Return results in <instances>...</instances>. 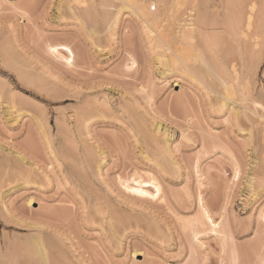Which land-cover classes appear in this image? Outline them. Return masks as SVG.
<instances>
[{
  "label": "rangeland",
  "instance_id": "374dc122",
  "mask_svg": "<svg viewBox=\"0 0 264 264\" xmlns=\"http://www.w3.org/2000/svg\"><path fill=\"white\" fill-rule=\"evenodd\" d=\"M68 1L0 0V264H43L29 251L32 232L50 243L48 264H260L262 106L245 110L239 91L234 108H221L216 92L226 86L188 45L193 60L179 51L188 65L173 57L179 45L155 46L135 0ZM186 1L169 12L175 27L185 6L189 22L207 10L203 23H218L217 8L197 13ZM209 25L206 41L196 29L197 43L216 73L235 84L250 70V82L264 86V46L254 56L241 39L229 49ZM58 44L72 48V63L53 51ZM151 177L162 194L130 188Z\"/></svg>",
  "mask_w": 264,
  "mask_h": 264
},
{
  "label": "bare ground",
  "instance_id": "6f19581e",
  "mask_svg": "<svg viewBox=\"0 0 264 264\" xmlns=\"http://www.w3.org/2000/svg\"><path fill=\"white\" fill-rule=\"evenodd\" d=\"M68 1V0H67ZM130 1V0H129ZM134 1V0H133ZM133 1H130V2H133ZM136 1V3H134L133 5L134 6H132V5H130V6H132V8H134L135 6V8H134V10H135V12L136 13H138L139 11H137V9L136 8H138V10H140V14L138 13V15H140L141 16V20H143V22L145 23V24H147V26H150V33H151V35L149 34V31H148V35L149 36H151L150 38V40H152L156 45L155 46H157V47H159V48H161L162 46L164 47V46H166L168 49H170V50H168V51H171V49H172V53H175V51H174V46H175V48H176V46H180V47H182L183 48V46H187V48L189 49V51H191L193 54L191 55L190 54V52H188L191 56H193V55H195V57H193L194 58V62L195 63H199L200 64V62H201V64H202V67H203V64L205 65V68L207 69L208 67V69L210 70L209 72L211 73V74H213L212 76L213 77H215L214 79H216V76H217V79H218V82L220 81V83L222 84V86H226V88H228V89H226L225 88V91H227L226 92V94H224L222 91V93H220V92H216V94H218L219 95V98H220V107L221 108H223V107H231V106H233V108L238 104L237 102V100L236 99H234V98H232V95H234V94H236V93H239V91H240V97L239 98H241V100H240V105H243L242 107L245 109V110H250V106L248 105V104H250L249 102H251V103H259L261 106H262V108H263V110H264V103H262V100H261V102L259 101V102H257L256 101V99H254V98H256V96L257 97H259V98H262L263 99V102H264V86H261V88L260 89H257L256 87H255V83H254V80L252 81L251 80V82H250V77H249V73H248V71H250V70H248L246 73L248 74L247 76L245 75V74H243L244 75V77H243V79H242V76H241V74L242 73H240V77H238L237 76V74H236V77H234L233 78V76L232 75H230L232 78V80L234 79L235 80V84L233 83H229V81H227V79H224V77H223V75H222V73H219V72H217L216 73V71L213 69V65L211 64L210 65V61H209V59L207 58L208 57V55H207V57H205L206 55H204V51L201 49L202 47L200 46V45H202V43H204L202 40V43H197V41L198 42H200L199 41V38L198 37H201V35L203 36L202 37V39H204V41H206V39L205 38H207V40H208V38H209V36H211L212 35V33H211V35L209 34V36L207 35L208 33L207 32H209V30L206 32V35L203 33L204 31L203 30H205V28H202V26H204L205 25V27H207L208 25H209V23H211L210 21L208 22V24L206 25V24H204L203 23V21H205V19H207V21L209 20L208 18H206L205 16H206V14H208L209 12H211V11H209V12H207V10H203L204 8H209V10H211L210 8L211 7H213L214 9L215 8H217L218 9V11L215 9V11H216V13L214 12L213 13V11H212V13H213V16L214 15H216L217 14V12H218V30H220L221 31V34L220 33H218V34H220L221 36L218 38V40H217V38H213V39H216L217 41H221L223 44H225V43H233L234 45H235V43L236 42H240L241 40H243L244 42H245V44L244 45H248V46H246L247 47V49L246 50H248V51H246L245 50V52H247L248 53V55H253L254 56V53H256V51H257V49L255 50V49H253L254 48V46H264V45H262V44H264V1L262 2H260V0L258 1V0H226V1H224L223 3H218V4H216L215 3V1L214 0H192V4H190V2H191V0H190V2H187L186 1V3H187V6L188 5H190L191 7L193 6V4H195V6H193L194 7V9H196V10H194L195 12L197 11V13H199L198 12V10L200 9V11H204V13H202L203 15L202 16H204L203 18H204V20H203V18H201L200 17V19H199V17H197L198 18V21H197V19H196V22L193 20L194 18H192V20L189 22V19H185V18H183V16H184V11H185V9L184 8H186V6L184 7L183 5H180V6H182V7H184L183 9H181V10H183V16H182V18L181 19H179V21H178V23H177V25H176V27L174 26V23L173 22H175V20H174V17L175 18H178L177 16H169V18H171V19H169V20H171V25L170 26H173V28H171V27H169L168 29H164V24H166V23H169L170 21L168 20V15L170 14L169 12H171L172 11V9L174 8L175 9V7H176V5L178 4V3H180V0H135ZM182 1V0H181ZM189 1V0H188ZM68 2H70V0L68 1ZM123 2H126L125 0H123ZM128 2V1H127ZM130 2L128 3V5L130 4ZM174 2H176L175 4L176 5H173L174 4ZM183 2H184V4H185V0H183ZM194 2V3H193ZM132 4V3H131ZM136 4V5H135ZM125 5V4H124ZM126 6L125 8L123 7V9H126L127 7H129V6ZM200 7H199V6ZM121 6H123V4L121 5ZM202 6V7H201ZM173 7V8H172ZM189 7V6H188ZM187 7V8H188ZM196 7V8H195ZM121 8V7H120ZM132 8H130L131 10H132ZM186 8V9H187ZM197 8H198V10H197ZM122 9V8H121ZM128 9V8H127ZM173 9V10H174ZM120 10V9H119ZM213 10V9H212ZM121 11H123V10H121ZM126 11V10H125ZM133 11V10H132ZM175 11H178V13H179V11H180V8H176V10ZM192 11V10H191ZM182 11H180V15L182 14L181 13ZM186 12V11H185ZM194 12V13H195ZM118 13H121V12H118ZM172 14V13H171ZM188 14V13H187ZM187 14H185V15H187ZM209 14H211V13H209ZM197 15H200L201 16V14H197ZM232 15V16H231ZM118 16H119V14H118ZM233 17V18H231V17ZM82 17V16H81ZM93 17H95V15L93 16ZM116 17V16H115ZM173 17V18H172ZM181 17V16H180ZM191 17V16H190ZM196 17V16H195ZM83 18V17H82ZM110 19V18H109ZM116 19H117V17H116ZM111 20V19H110ZM114 20H115V18H114ZM202 20V21H201ZM214 20H216V18H214ZM116 21V20H115ZM114 21V22H115ZM164 21H167V22H165L164 23ZM169 21V22H168ZM173 21V22H172ZM95 22V21H94ZM201 22V23H200ZM117 23V22H116ZM115 23V24H116ZM196 23H198L199 25H201V26H199L200 28L199 29H197L198 28V26L196 25ZM144 24V25H145ZM173 24V25H172ZM204 24V25H203ZM167 25V24H166ZM216 25H214V22L212 21V25H209L210 27H216ZM146 26V25H145ZM146 26V27H147ZM195 26L197 27V28H195ZM109 27V26H108ZM209 27V28H210ZM111 28H113V26H111ZM203 30H202V29ZM110 29V28H109ZM196 29H197V32L199 31V33L201 34V32L203 33V34H201V35H199V33H198V37H197V32H196ZM147 30V29H146ZM200 30H201V32H200ZM98 32V31H97ZM207 36V37H206ZM197 37V38H196ZM195 39H198V40H195ZM241 39V40H240ZM156 40V41H155ZM210 40V39H209ZM215 41V40H214ZM247 41H248V44H246L247 43ZM156 42H158V44L160 45H158ZM211 42V41H210ZM212 42H213V40H212ZM238 42V43H239ZM207 43H209V42H207ZM221 43V44H222ZM251 43V44H250ZM194 46L193 48H194V50L191 48L192 46ZM212 44V43H211ZM218 44H220L219 42H218ZM242 44H243V42H242ZM242 44H241V46H242ZM225 45H227V46H224V47H229L228 46V44H225ZM236 45H237V43H236ZM191 46V47H190ZM231 46L233 47V45L231 44ZM156 47V48H157ZM162 47V49H163V51L165 52V51H167V48L166 47H164L163 48ZM180 47H177L178 49H180ZM230 48L229 47V49H233V48ZM244 47V46H243ZM253 47V48H252ZM181 48V50H178V53H179V51H181L182 52V50H184L185 52L184 53H187L186 52V49L185 48H183L182 49ZM191 48V49H190ZM227 48H226V50H227ZM234 48H236V47H234ZM245 48V47H244ZM250 48H252L253 50H251ZM204 49V48H203ZM222 49V48H221ZM237 49V48H236ZM240 49H242V48H240ZM264 49V48H263ZM176 51H177V49H175ZM196 50V51H195ZM223 50V49H222ZM53 51L54 52H56L58 55H60L61 57H64V59L68 62V63H72L73 61H74V52H73V50H72V48L70 47V46H68V45H65V44H61V45H54L53 46ZM65 51V52H64ZM162 51V53H164ZM174 51V52H173ZM196 52L195 54H194V52ZM203 51V52H202ZM220 51V50H219ZM231 51V50H230ZM234 51V50H233ZM239 51H241V50H239ZM251 51H253V52H251ZM261 51V52H260ZM260 51H257L258 53L260 52L261 54H258V53H256V55L258 54V56H259V59H258V61H259V63L262 61V59L264 58V57H262L263 56V51L260 49ZM232 52V51H231ZM235 52V51H234ZM243 52V54H244V51H242ZM241 52V53H242ZM251 52V53H250ZM165 53H168V52H165ZM170 53V52H169ZM176 54L175 53V55L173 56V55H170L168 58H169V60L168 61H170L171 62V56H173V57H175L176 56V58L178 57V59H180L181 60V57L183 56L184 57V55H185V57H190L189 55H188V53H187V55L186 54H182V53H179V54ZM219 53V52H218ZM225 53V52H224ZM240 53V54H241ZM263 53V54H262ZM206 54V53H205ZM225 54H227V53H225ZM224 54V55H225ZM236 54V53H235ZM234 54V55H235ZM239 54V55H240ZM177 55H181V57H179V56H177ZM228 55V54H227ZM246 56H247V54H246ZM252 56V57H253ZM182 57V59H184ZM224 57V56H223ZM229 57V56H228ZM251 57V56H250ZM191 58V57H190ZM248 58V57H247ZM175 59V58H174ZM174 59L172 58V63L174 64V62L176 61L177 62V60L175 59V61H174ZM189 59V58H188ZM188 59H186V60H188ZM192 59V58H191ZM190 59V60H191ZM206 59H208V60H206ZM249 59V58H248ZM254 59V61H255V58H253ZM164 60V59H163ZM193 60V59H192ZM211 60V59H210ZM224 60V59H223ZM229 60V59H228ZM184 62H185V64H187L188 65V62L186 63V61H185V59L183 60ZM196 61H198V62H196ZM208 61V62H207ZM213 61V60H212ZM190 62V61H189ZM192 62V61H191ZM193 62V63H194ZM225 62V61H224ZM178 63H179V61H178ZM178 63H177V66H178ZM192 63V64H193ZM194 63V64H195ZM229 63V62H228ZM248 63V62H247ZM250 63V62H249ZM255 63V62H254ZM258 63V64H259ZM222 64V63H221ZM249 65V64H248ZM250 65H252V63L250 64ZM176 66V67H177ZM193 66H195V65H193ZM207 66V67H206ZM223 66H224V64H223ZM169 67V66H168ZM189 67V69L190 70H192L191 68H190V66H188ZM258 67V66H257ZM172 68V67H171ZM196 68V67H195ZM198 68V67H197ZM220 68V67H219ZM200 69V68H199ZM208 69H207V71H208ZM225 69V68H224ZM173 70V69H172ZM235 70V69H234ZM254 70H256V69H254ZM192 71H194V70H192ZM218 71H220L219 69H218ZM253 71V70H252ZM189 72V71H188ZM195 72H197V71H195ZM200 72V71H199ZM221 72V71H220ZM234 72V71H233ZM201 73H203V72H201ZM234 73H236V71L234 72ZM191 74H193V73H191ZM223 74H224V72H223ZM226 74V73H225ZM224 74V75H225ZM194 75H198V74H196V73H194ZM235 75V74H234ZM204 76V75H203ZM251 77H253V76H251ZM198 78H200L199 76H198ZM210 78H211V75H210ZM229 78V77H228ZM254 78V77H253ZM252 78V79H253ZM201 79H203V78H201ZM202 81V80H201ZM203 83H204V81H203ZM216 83V82H215ZM254 83V84H253ZM204 84H206V82L204 83ZM213 84H214V82H213ZM213 84H212V89L214 88L213 87ZM219 84V83H218ZM264 84V83H263ZM208 85H210V84H208ZM220 85V84H219ZM238 85V86H237ZM215 86V85H214ZM220 87V86H219ZM237 87H239L238 88V90H237ZM210 88H211V86H210ZM224 88V87H223ZM211 89V90H212ZM236 98V97H235ZM238 99V98H237ZM239 100V99H238ZM241 102H242V104H241ZM255 106V105H254ZM229 109V108H228ZM252 109V108H251ZM244 110V111H245ZM234 113V112H233ZM247 113V112H246ZM259 118H260V123L264 126V111L263 112H261L259 115ZM260 124V126H262ZM158 129H160V127L158 126ZM160 132V131H159ZM145 133H147L148 135H146V137L148 136H150L149 138H150V140H155V138H157V137H159V136H162V133L160 134L159 133V135L158 136H154V135H149L150 133H152V131L149 133V132H145ZM264 133V132H263ZM154 134V133H153ZM166 135V134H165ZM264 135V134H263ZM151 136H153V137H155V138H151ZM147 137V138H148ZM148 138V139H149ZM161 138V137H160ZM164 139L166 140V137H164ZM163 139V141H165ZM264 139V138H263ZM161 140V139H160ZM159 140V141H160ZM159 141L158 140H155V142H158L159 143ZM151 142V141H150ZM154 142V141H153ZM161 144H162V142H161ZM161 144L159 145V144H157V145H159V149H165V148H168V145H167V140H166V142L164 143L163 142V144H162V147H160L161 146ZM164 145V146H163ZM263 145V144H262ZM165 147V148H164ZM164 151V150H163ZM161 153H162V151H161ZM164 153V152H163ZM167 153V152H166ZM17 154H18V156H20L21 155V153L20 152H18L17 151ZM0 159H2V158H0ZM4 159V158H3ZM21 160H23V159H25L24 157H23V155L21 156V158H20ZM17 160V159H16ZM20 160V161H21ZM6 161V160H5ZM2 162H3V160H2ZM7 162H8V160H7ZM13 162H15V160L13 161ZM18 163H20L19 161H17ZM4 163V162H3ZM6 163V162H5ZM2 164V163H1ZM0 164V166H2ZM15 164V166H17L16 165V162L14 163ZM5 165H7V164H5ZM6 167V166H5ZM18 167V166H17ZM6 169V168H5ZM15 171V170H14ZM20 171V170H19ZM21 171H22V169H21ZM17 173V172H16ZM142 178V177H141ZM152 178V177H151ZM149 179V178H148ZM4 181V180H3ZM134 182V184L135 185H133V186H130V188L132 189V190H134V191H137V192H140V193H152V194H154V195H159V194H162V190H163V187L160 185V183L158 182V179L156 180V179H154V178H152V179H150V180H147V181H144V180H137V179H135V180H133ZM1 185V184H0ZM3 185V184H2ZM6 185V184H5ZM149 187H152L153 188V191H151L150 189H149ZM152 194H150V195H152ZM153 196V195H152ZM4 200V199H3ZM33 201H34V197H30V198H28V206H32L33 205ZM4 202V201H3ZM204 205H202V207H203ZM205 208V207H204ZM5 209V208H4ZM5 210H7V209H5ZM204 210V209H203ZM209 212V211H208ZM9 213V212H8ZM205 213H207V210L205 211ZM264 214V213H263ZM207 217L212 221V224H214L213 226H218V223H215V222H213V218H211L210 216H209V213H207ZM264 216V215H263ZM11 218V217H10ZM17 220V219H16ZM20 220V219H19ZM19 222H21V221H19ZM29 224V223H28ZM30 225H35V224H30ZM40 225V224H39ZM43 226V225H42ZM40 228V227H39ZM215 228V227H214ZM41 229V228H40ZM213 230H215V229H213ZM217 230V229H216ZM38 232V231H37ZM37 232H35V233H37ZM40 232V231H39ZM33 233V232H32ZM31 233V235L33 236V234ZM42 233V232H41ZM41 233H39L40 235H41ZM30 234V233H29ZM28 234V235H29ZM37 234H35L34 236H36ZM40 235H37L36 236V238H34V239H32V236H30L31 238H30V240H33V241H30L28 244H26V245H28V246H30L29 248L31 249V250H29L27 247H25V248H27L29 251H32V253H34L35 254V257L36 256H38V258L39 259H37V260H39V262L41 263V261H42V263L43 264H48L47 262H48V252H49V250H47V249H49V248H47L46 249V247L47 246H45L46 245V243H48V242H46L45 244H43V236L41 237ZM45 238H46V236H45ZM29 239V238H28ZM24 240L26 241V239H25V237H24ZM48 241V240H47ZM52 242V241H51ZM48 244H50V243H48ZM53 245H55V244H53ZM52 245V246H53ZM49 246V245H48ZM57 246V245H56ZM55 246V247H56ZM51 252V251H50ZM49 252V253H50ZM136 252H138V251H135L134 252V255H136ZM30 253V252H29ZM264 255V254H263ZM33 257H34V255H33ZM64 257H62L61 259H63ZM263 258H264V256H263ZM262 258V259H263ZM261 260V259H260ZM2 261H3V259H2ZM4 264V263H3ZM233 264H237L236 262H234ZM260 264H264V259H263V261L262 262H260Z\"/></svg>",
  "mask_w": 264,
  "mask_h": 264
}]
</instances>
